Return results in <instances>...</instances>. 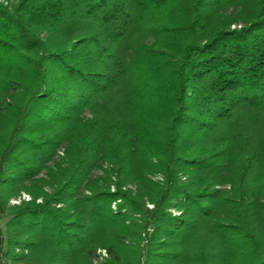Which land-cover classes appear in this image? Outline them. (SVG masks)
I'll return each instance as SVG.
<instances>
[{
  "label": "trees",
  "instance_id": "obj_1",
  "mask_svg": "<svg viewBox=\"0 0 264 264\" xmlns=\"http://www.w3.org/2000/svg\"><path fill=\"white\" fill-rule=\"evenodd\" d=\"M1 217L0 264H264V0H0Z\"/></svg>",
  "mask_w": 264,
  "mask_h": 264
},
{
  "label": "rangeland",
  "instance_id": "obj_2",
  "mask_svg": "<svg viewBox=\"0 0 264 264\" xmlns=\"http://www.w3.org/2000/svg\"><path fill=\"white\" fill-rule=\"evenodd\" d=\"M9 3H11V4H15V3H16V0H9ZM149 40L151 41L152 38H149ZM61 152H62V150H61L60 153H58V154L61 155ZM100 173H101V170H100V168H98V169H96V170L93 172L92 175H93V176H97V175H99ZM156 178H158V177L156 176ZM29 199H30V196L27 195L26 193H23V192H22V193L20 194V196H18L17 198H11L10 201H9V204H10V205H12V204H18L21 200L26 201V200H29ZM147 206H148L149 208L152 207L151 205H148V204H147ZM111 207H112V208L114 207V203L111 205ZM5 221H6V219L3 218V217H1V219H0V228H1L2 230H4Z\"/></svg>",
  "mask_w": 264,
  "mask_h": 264
}]
</instances>
